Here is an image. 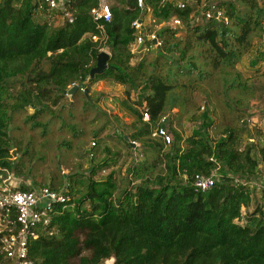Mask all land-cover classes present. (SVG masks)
Wrapping results in <instances>:
<instances>
[{"label":"trees","instance_id":"1","mask_svg":"<svg viewBox=\"0 0 264 264\" xmlns=\"http://www.w3.org/2000/svg\"><path fill=\"white\" fill-rule=\"evenodd\" d=\"M100 2L69 1V21L42 0H0V185L12 169L10 113L32 108V117L57 104L86 79L102 49L110 55L108 68L85 85L87 92L96 80L126 85L119 105L132 118L116 132L132 156L123 181L116 171L94 177L110 164L104 158L79 181L82 189L67 184V201L54 204L50 224L29 240V258L35 264H102L111 255L115 264H264V193L251 184L264 178V144L255 153L257 145L243 143L240 130L229 125L217 137L209 135L217 125L213 88L241 113L255 94L250 78L264 74V0L215 3L223 9L221 19L206 18L193 3L179 8L176 0H144V9L113 0L109 21L93 18ZM148 9L156 24L176 16L182 27L162 25L154 32L157 46L144 25L143 45L134 52L137 31L131 23H144ZM52 13L64 21L51 25ZM143 46L148 50L142 52ZM245 55L249 75L236 68ZM82 93L84 108L93 109L90 95ZM181 113L195 123L186 137L173 130L165 144L153 134L165 125L162 116ZM211 172L214 185L195 191L191 177ZM5 261L0 255V264Z\"/></svg>","mask_w":264,"mask_h":264},{"label":"rangeland","instance_id":"2","mask_svg":"<svg viewBox=\"0 0 264 264\" xmlns=\"http://www.w3.org/2000/svg\"><path fill=\"white\" fill-rule=\"evenodd\" d=\"M108 1L113 3V0ZM192 1L200 10L209 3L218 4L222 0H200L199 3L196 0ZM143 20V26L152 32L168 24V21L156 24L149 10L144 13ZM63 21L60 13H52L48 18V22L54 26L60 25ZM181 33L183 30H179L178 34ZM136 49L133 44L132 51L136 52ZM142 49V52L148 50L144 46ZM248 62V56L245 55L237 62L236 68L249 75ZM260 76L257 79H253V76L250 78L249 82L255 86V94L248 101L249 108L241 113L228 108L224 104L227 96L219 88H213L215 92L212 101L215 105L217 125L209 131L212 138L218 136L221 127L229 125L240 130L243 143H253L249 141L252 137L257 145L254 151L258 153L259 144H264V74ZM125 88L126 85L110 81L91 82L87 95H90L95 105L90 110L84 108L85 97L82 90H77L76 96L65 95L57 104H49L47 109L36 116L30 117L33 113L32 108L12 111L8 125L12 169L6 172L2 179L10 182L12 186L19 187L49 185L61 191L67 184H71L74 189H82L79 181H86L91 165L106 158L110 164L97 169L94 177H103L110 171H116V179L119 182L123 181V166L128 165L132 157L116 134L122 131L124 123H130L132 120L119 105L120 100L124 99ZM135 93L134 90L131 91V97H134ZM234 93H230V98L234 97ZM175 112L176 108L173 109V113ZM246 117L253 121L244 126L241 120ZM187 118V113H181L179 116L167 114L164 126L169 133L176 130L182 137H186L195 124ZM75 130L80 132L74 135ZM138 144L132 142L136 147ZM91 151L93 156L89 155ZM260 167H263V164ZM256 192L260 194L259 188ZM4 264L12 263L5 261Z\"/></svg>","mask_w":264,"mask_h":264},{"label":"built area","instance_id":"3","mask_svg":"<svg viewBox=\"0 0 264 264\" xmlns=\"http://www.w3.org/2000/svg\"><path fill=\"white\" fill-rule=\"evenodd\" d=\"M47 9L52 11H63L64 15L72 20V17L65 11V5L71 0H42ZM140 9L146 8L144 0H131ZM164 1V0H161ZM192 0H176L179 8H183ZM203 14L206 18L215 17L221 19L223 9L215 3H209L203 6ZM149 10V9H148ZM94 20L103 19L109 21L111 19L110 6L101 1L97 8L91 10ZM168 24L175 28H181L182 22L172 16ZM131 26L137 31V37L134 42L136 47H141L144 42L143 23L140 20H134ZM153 39L157 45L160 42L154 32L147 34ZM95 38V37H94ZM144 121H148L147 112L142 113ZM166 115L161 117L164 122ZM247 124L253 120L244 118ZM153 134L159 137L165 144L170 143L171 135L167 128L160 125L154 129ZM254 142L253 138L249 139ZM216 175L214 172L210 174L196 173L191 177L190 185L195 191L206 192L215 182ZM4 185H0V255L5 260L13 261L14 264H35L28 255V243L32 238L38 236L39 228L45 229L51 222V211L54 204H64L68 195L63 191L50 189L47 186L32 187L31 189H20L12 186L10 182L3 180ZM252 185L258 186L264 193V178H260L251 182ZM102 264H115V258L111 255L102 261Z\"/></svg>","mask_w":264,"mask_h":264},{"label":"water","instance_id":"4","mask_svg":"<svg viewBox=\"0 0 264 264\" xmlns=\"http://www.w3.org/2000/svg\"><path fill=\"white\" fill-rule=\"evenodd\" d=\"M109 52L106 50H100L96 55V62L93 67L90 68L86 79L79 85L74 84L67 90V95H72V93L81 89L85 94H87L86 84H88L96 74L103 73L108 68Z\"/></svg>","mask_w":264,"mask_h":264},{"label":"crops","instance_id":"5","mask_svg":"<svg viewBox=\"0 0 264 264\" xmlns=\"http://www.w3.org/2000/svg\"><path fill=\"white\" fill-rule=\"evenodd\" d=\"M101 1H104V2H106L108 5H110V4H111V3H110V1H108V0H101ZM254 181H255V180H254ZM254 181H253V182H254ZM257 187H258V186H257ZM256 195H257V193H256ZM8 262H9V263H12V264H14V262H13V261H10V260H8V261H7V263H8Z\"/></svg>","mask_w":264,"mask_h":264}]
</instances>
